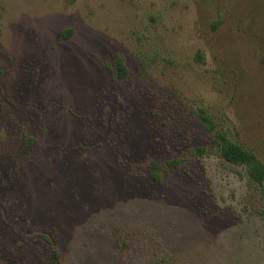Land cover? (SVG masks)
Listing matches in <instances>:
<instances>
[{"label":"rangeland","instance_id":"rangeland-1","mask_svg":"<svg viewBox=\"0 0 264 264\" xmlns=\"http://www.w3.org/2000/svg\"><path fill=\"white\" fill-rule=\"evenodd\" d=\"M218 132L264 162V0H0V264H264Z\"/></svg>","mask_w":264,"mask_h":264},{"label":"trees","instance_id":"trees-1","mask_svg":"<svg viewBox=\"0 0 264 264\" xmlns=\"http://www.w3.org/2000/svg\"><path fill=\"white\" fill-rule=\"evenodd\" d=\"M73 28L68 27L63 30L61 38H69L73 34ZM197 58L202 60L201 53H197ZM115 69L119 78H125L127 75V67L119 57L115 61ZM199 117L211 129L213 127L212 120L206 115L203 108L199 109ZM32 140V138H30ZM31 141L27 142L30 145ZM212 149V150H211ZM209 149L206 146L194 147L193 152L198 155H206L214 153L224 161L241 166L248 179L249 186L258 191L264 198V162L250 148L242 146L239 142L232 141L225 133L218 132L214 134V144ZM183 162V158L174 157L166 160L164 164L158 163L155 160L147 161V168L151 172V176L155 181L160 180V172L168 168H177ZM45 241H48L46 236H42ZM57 256V252L53 251Z\"/></svg>","mask_w":264,"mask_h":264}]
</instances>
